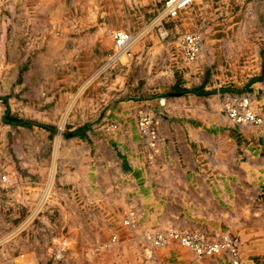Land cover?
Instances as JSON below:
<instances>
[{"label":"rangeland","instance_id":"374dc122","mask_svg":"<svg viewBox=\"0 0 264 264\" xmlns=\"http://www.w3.org/2000/svg\"><path fill=\"white\" fill-rule=\"evenodd\" d=\"M162 7L0 0V264H206L145 242L168 229L227 234L240 264H264V0H206L160 23ZM118 30L133 56L113 67ZM241 97L262 125L228 119ZM142 112L157 120V154Z\"/></svg>","mask_w":264,"mask_h":264},{"label":"built area","instance_id":"2783aa9c","mask_svg":"<svg viewBox=\"0 0 264 264\" xmlns=\"http://www.w3.org/2000/svg\"><path fill=\"white\" fill-rule=\"evenodd\" d=\"M163 12L157 22L163 20H175L191 6L201 3L204 0H161ZM167 35V34H166ZM114 53L110 56L107 64L112 65L116 62H123L132 57L133 36L128 30H118L113 35ZM182 48L189 60H194L201 54L202 40L199 34L191 33L185 35L181 41ZM125 60V61H126ZM225 112L228 119L236 124L260 126L263 119L254 113L250 100L247 97H241L238 100H230L225 104ZM138 128L146 139L148 148L152 154L159 151L160 135L157 130V120L149 112H142L138 116ZM133 214H126L127 225L131 224ZM128 220V221H127ZM145 242L153 247L163 248L172 242H177L185 248L191 250L198 258L213 257L218 254H228L232 264H240L238 242L231 236L224 234L218 238L210 237L205 233H180L173 230H165L153 234H147Z\"/></svg>","mask_w":264,"mask_h":264},{"label":"crops","instance_id":"0c3cea01","mask_svg":"<svg viewBox=\"0 0 264 264\" xmlns=\"http://www.w3.org/2000/svg\"><path fill=\"white\" fill-rule=\"evenodd\" d=\"M11 7H12V10H13V6L11 5ZM40 7H41V9H40ZM39 8H38V16L37 17H39L40 16V18L42 19L41 21L39 20V23H40V25H38V27H37V32H39V30H40V26H41V24L43 23V18L41 17L42 16V13L44 12V7L43 6H40ZM121 20H122V18H120L119 16H116V17H114L113 18V21L114 22H118V23H121ZM101 44H102V48L104 49V48H106V47H108V41H107V39H106V35L105 34H103L102 36H101ZM112 52H114V48H113V50H112ZM111 52V53H112ZM14 54L13 55H9V59H12V60H14L15 58H16V52H13ZM23 54V52H22V50H21V53H20V55H22ZM37 57L34 59V64H35V70L38 72L39 71V68H40V64H41V61H40V58H41V56H40V54H38V55H36ZM108 56V55H107ZM110 56V55H109ZM132 56H133V51H132ZM131 59H132V57H131ZM130 59V60H131ZM130 60H127L128 62L130 61ZM121 64H125L124 62H116V63H113L112 65H110V66H113V67H117V66H120ZM157 116V115H156ZM158 119V118H157ZM160 132V131H159ZM159 135H161V133H159ZM185 255H187L186 253H185ZM226 258H230V256L228 255V254H218V255H215V256H213V257H210V258H205V260H207L206 261V264H222V262H224V260L226 261Z\"/></svg>","mask_w":264,"mask_h":264},{"label":"bare ground","instance_id":"6f19581e","mask_svg":"<svg viewBox=\"0 0 264 264\" xmlns=\"http://www.w3.org/2000/svg\"><path fill=\"white\" fill-rule=\"evenodd\" d=\"M204 1H206V0H204ZM204 1H203V2H204ZM203 2H201V3H203ZM133 39H134V38H133ZM133 41H134V40H133ZM132 43H133V42H132ZM114 49H115V48H114ZM222 254H223V253H222ZM224 254H225V253H224ZM205 258H210V257H205Z\"/></svg>","mask_w":264,"mask_h":264}]
</instances>
